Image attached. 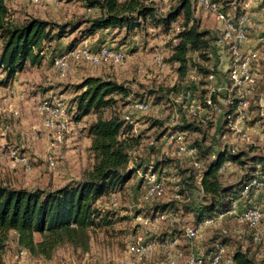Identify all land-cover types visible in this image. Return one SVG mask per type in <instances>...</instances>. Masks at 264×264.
<instances>
[{
  "label": "rangeland",
  "instance_id": "1",
  "mask_svg": "<svg viewBox=\"0 0 264 264\" xmlns=\"http://www.w3.org/2000/svg\"><path fill=\"white\" fill-rule=\"evenodd\" d=\"M140 1L145 6H154L158 18L173 10L177 4V0ZM6 6L8 20L13 24H22L29 18H38L53 23L76 22L79 27L60 40L51 42L50 45L45 41L43 51L40 54L43 58L39 65H30L29 62H26L23 70L15 75L16 81L14 83L25 84L23 89H20L19 96L15 92L17 90L14 83L6 86L0 85V184L28 190H54L65 184L85 178L93 163L92 154L89 150L90 138L87 134V127L94 122L95 115L91 113L80 120L75 118L76 107L72 103L74 94L71 89L79 84L86 77V74L105 70L112 74L111 77L116 82L123 83L131 89L130 95L118 103L117 110L121 119L124 115L130 114L132 118L139 120V135L129 133V135L139 139L138 144L131 149L130 156L135 162V167H137V163L141 168H144L145 165L155 164L158 168L165 166L167 169V166L171 165L176 170L174 172L178 173L181 179L185 181L181 185H185V188L191 191L189 199L186 200L184 197L176 199L171 182L166 180L168 173L161 171L160 175L166 186L164 196L152 202H144L142 199L144 194L143 183L138 178L137 173H134L122 191L107 194L97 202L101 209L110 213L112 224L106 228L90 231L89 247L86 252H81L79 249L74 250L70 246H63L58 248L50 259L26 256L19 260L21 264H123L124 258H130L125 248L129 240V234H131L130 238L132 236H142L143 240L155 237V235L156 237L165 238L173 234L179 238L180 247L189 249L192 246L193 251L197 253L209 251L215 242L226 240L223 245L229 253L234 252L236 249H249L250 254H253L257 260L264 259V187L257 191L256 195L252 194L247 198H239L238 200L239 206L243 208L248 204H256L261 208L260 231L262 241L260 244H252L245 227L232 220L224 222V226L229 231L227 236L221 235L219 230L213 227L204 228L200 232V236L194 240H188L184 235V226H196L200 222H197L195 215L199 213L202 203L206 200L195 192L196 180L193 178L191 166L189 167L185 162L180 163L175 158H166V161H162V159L160 161L161 156L164 157V154L159 142L162 135L167 133L169 129L174 128V126L167 125L165 115L173 109L179 108L177 102H175L177 92L167 90L173 86L179 89L180 84L185 81V78L179 79L176 66L168 61L172 48L177 42V40H173L177 35L175 27L183 23L182 14L172 20L167 28H164L162 23L154 24L149 18L142 19L140 17V27L135 28L128 34H125L124 28L120 30L110 29V33H105V35L109 36L107 38L109 43H114L125 50L127 54L125 64L121 67L111 65L94 67L87 63L74 64L71 66L69 73L64 78H60L52 69L54 56L66 51L73 44L76 46L85 42L92 50H96L105 43V40H102L105 35H93L81 39L79 33V30L85 26L82 20L98 16L100 13L99 8L89 7L87 0H43L39 4H34L29 0H7ZM227 6L229 8L236 7L237 4ZM263 6V4H258L252 10L261 12ZM235 10L233 9V11ZM193 15L199 30H209L213 38L217 35L216 24L211 16L204 14L201 10H193ZM262 18L260 17L259 32L264 30V19ZM101 31L103 32V30ZM98 32L96 34H100ZM210 49L213 51L214 57L209 58L205 66L209 69V66L214 64L216 82L221 83L224 77L223 71L226 67L225 53L218 54L216 49L212 47V43ZM156 51L163 54L166 66L161 67L153 61V55ZM194 57L193 54L192 58L194 59ZM198 62L201 65L204 64L202 60ZM263 63L264 59L259 63V68L262 69L263 74L253 96L256 103H252L248 109L246 125L256 128V131L250 134V141L236 140L226 130V132L224 131L226 136L224 138L220 137L221 128L214 121L202 127L205 131L202 148H200L205 153L203 155L201 152L203 160L206 159V155L215 154L224 148H234L235 153L243 152L244 154L242 159L246 164L243 168L241 165L233 163L223 174H220L223 185L237 183L243 174L251 171L253 166L251 158L259 155L264 156V116L260 115L261 107L264 108ZM191 64L193 63L191 62ZM4 74L5 72L0 70V79L4 77ZM204 85L205 81L202 78L199 85L195 86L194 89L202 95V90H205ZM69 86L70 88L67 89L66 87ZM1 91L5 92V96L2 95ZM14 94H16L15 99L14 96L12 97ZM48 94L60 97L70 106L68 110L69 127L68 131L64 133L65 140L52 152L48 149V134L41 127L35 112L37 102ZM9 96L8 101L4 100L5 97ZM11 97L12 100H15L12 111L17 110V116L10 114L8 110V106L12 101ZM214 97L215 103L224 109L225 93L214 95ZM133 99L149 100L156 103L157 107L142 113L130 107ZM71 106L75 108H71ZM108 114L109 112H106V115ZM33 133H36L38 138H33ZM21 134L24 135V139H21ZM201 137L203 138L201 132H190L187 135L191 142L200 140ZM149 138L158 140V146L152 149L149 148L146 144ZM9 149L16 150L19 156H24L30 163L31 169L26 171L12 158L3 157L2 152ZM49 152L56 162L54 169L49 168L47 164L46 158ZM170 209L178 214L173 228H167L164 224L144 226L135 220L138 214L153 216L157 211ZM156 229L158 234L154 233ZM17 251L18 249L12 240H9L6 252L11 262ZM16 262L13 263L17 264Z\"/></svg>",
  "mask_w": 264,
  "mask_h": 264
},
{
  "label": "trees",
  "instance_id": "2",
  "mask_svg": "<svg viewBox=\"0 0 264 264\" xmlns=\"http://www.w3.org/2000/svg\"><path fill=\"white\" fill-rule=\"evenodd\" d=\"M87 1L89 7H98L100 13L93 18L82 20L85 26L79 30L81 39L91 37L105 29L124 28L125 34H128L140 27V17L149 18L154 24L162 23L164 28H167L178 15L182 14L184 25L193 15L189 0H177L176 7L160 18L156 15L154 6H145L140 0ZM6 2L7 0H0V70L5 72L4 77L0 79L1 86L10 84L15 75L23 70L26 62L30 65L41 63L43 56L40 54L45 41L50 45L51 42L60 40L79 27L76 22L53 23L38 18H29L22 24H13L8 20ZM176 33L173 40L177 42L172 48L168 61L177 64L179 79L186 80L187 69L190 66L197 67L205 77L209 72L205 63L209 60L208 52L214 39L211 32L199 30L194 21L190 27ZM196 57L204 64H199ZM180 85L179 89L173 86L167 91L175 90L178 94L186 88L185 81ZM72 90L74 94L72 103L76 107L75 118L80 120L91 113L95 115L94 122L87 127L90 138L89 150L93 158L91 169L82 180L73 181L54 190H28L0 184V264H6L4 255L9 240H12L18 250L24 249L27 256L34 258L50 259L56 250L63 246L86 252L89 247L90 231L106 228L112 224L110 213L101 209L97 202L107 194L122 191L140 166L138 163L137 167L128 165L131 149L138 144L139 139L129 135L131 126L124 125L117 110L118 103L130 95L131 89L112 78L86 76L79 84L73 86ZM206 94L205 88L202 90V100ZM212 98L215 100L214 95ZM106 112L109 114L106 115ZM210 122L208 121L205 126ZM205 126L191 119H184L182 123L172 128L188 134L203 133V138L191 142L196 146L197 158L203 165L202 199L206 200L202 203L199 213L195 215L197 222L230 208L234 201L241 198L245 184L252 178H264V156L259 155L251 158L253 162L251 171L243 174L237 183L223 185L220 174L226 170L218 173L220 166L229 159L243 168L246 164L242 159L244 154L243 152L231 154L227 150H219L214 157L206 155V159L203 160L201 156L205 153L200 148L205 134L202 127ZM181 162L191 166L188 160L183 159ZM183 181L180 176V184H183ZM181 187L184 189L185 185ZM183 189L180 192L187 200V194H184ZM252 194L253 190L249 192V195ZM241 226L245 227L252 244L261 243L262 240L255 244L247 227ZM219 233L227 236L229 231L226 234L220 231ZM224 241L226 240L215 242L209 251L202 254L224 247L234 264H264V259L257 260L253 254H250L249 249H236L229 253L223 245Z\"/></svg>",
  "mask_w": 264,
  "mask_h": 264
},
{
  "label": "built area",
  "instance_id": "3",
  "mask_svg": "<svg viewBox=\"0 0 264 264\" xmlns=\"http://www.w3.org/2000/svg\"><path fill=\"white\" fill-rule=\"evenodd\" d=\"M29 1L39 4L43 0ZM189 1L192 10H201L204 14L211 16L217 23L218 33L214 37L212 47L216 49L218 54L225 53L226 67L223 75L226 81L216 82L214 64L209 66V72L205 77H203L202 72L197 67H188L185 80L186 88L175 96V102H177L179 108L173 109L169 114L165 115L167 125L175 126L182 123L184 119H191L204 126L208 121H214L221 128L220 137L224 138L227 131L236 140L249 142L250 134L255 132L256 128L247 126L246 121L248 120L250 105L256 103L253 96L263 74L262 69L259 68V63L264 59V30L258 35L256 44L252 47H247L248 36L255 23L249 12L241 10L232 13L225 8L224 4L216 0ZM193 22L194 15H192L186 25L183 23L176 25V32L190 27ZM208 57L211 59L214 57L211 49L208 52ZM198 59L196 57L197 61H199ZM126 60L127 54L125 50L116 44L103 43L96 50H92L83 42L54 56L52 69L60 78H64L74 64L87 63L94 67L104 65L121 67ZM153 61L161 67L166 66L164 56L160 51L154 53ZM172 64L177 66L175 62ZM216 68L218 69V66ZM202 78L206 82L204 87L207 89V94L203 100L202 96L194 89L195 86L199 85ZM221 93H225L223 100L224 109L220 108L212 98L213 95ZM130 107L145 113L157 107V104L145 99H133ZM69 108L70 106L63 99L53 94L40 99L35 106V112L41 127L48 134V149L50 152L61 145L64 133L68 131ZM71 108L75 107L71 106ZM12 114L17 116L18 111L13 110ZM260 115L264 116V108L262 107ZM123 121L125 125L131 126V133L139 135V120L132 118L130 114H126L123 116ZM187 135V132L178 129H169L167 133L162 135L159 138V142L164 157L161 156L160 161L161 159L166 161V158L178 159L180 163L183 159L190 161L193 168V178L196 180L195 192L203 196L204 192L201 187L203 165L201 160L197 158L196 146L191 143ZM32 136L33 138H38L36 133H33ZM21 139H24L23 134H21ZM146 144L152 149L158 146V140L149 138ZM222 150L236 154L234 148H224ZM50 152L46 160L49 168L54 169L56 162ZM214 155L212 154L211 157H214ZM2 156L12 158L26 171L31 169L27 159L24 156H19L16 150H4ZM232 164L231 160H225L220 166L218 173H223ZM128 165L129 167H135L134 160L130 159ZM161 171L168 173L166 180H169L172 184L174 197L176 199L183 197L180 192L183 189L180 184V175L174 172L176 171L175 168H172L171 165L167 166V169L165 166L158 168L155 164H149L145 165L144 168L137 167L135 172L144 186V194L142 196L144 202H152L164 196L166 186L160 175ZM263 186V177L252 178L245 184L241 192V198H247L252 190L253 194L256 195V192ZM183 191L184 194H187V199H189L191 191L188 188H184ZM238 205L239 202L234 201L230 208L205 217L196 226H184L185 237L188 240H194L200 236V232L204 228L208 227H215L221 233L226 234L228 228L224 226V222L227 219H233L238 225L247 227L255 244L260 242L262 240L260 231L262 212L260 207L256 204H248L239 210ZM177 216V212L170 209L157 211L153 216L138 214L135 220L144 226L164 224L167 228H173ZM154 233L158 234L157 229ZM130 236L131 234H129V240L125 246L126 253L130 255V258H124L123 264H234L232 257L226 253L224 247H220L208 254H202L194 252L192 246L189 249L180 247L179 238L173 234L165 238L156 237L155 235V237L147 240H143L142 236H134L135 238L133 236L130 238ZM26 256V251L20 249L15 254L14 259L19 261Z\"/></svg>",
  "mask_w": 264,
  "mask_h": 264
},
{
  "label": "crops",
  "instance_id": "4",
  "mask_svg": "<svg viewBox=\"0 0 264 264\" xmlns=\"http://www.w3.org/2000/svg\"><path fill=\"white\" fill-rule=\"evenodd\" d=\"M216 1H218L220 3L221 2L222 3L224 2L225 3L224 4L225 8L228 9L229 11H231L232 13H235V12H238V11H241V10H245V11L249 12L252 15L255 23H254V26L250 30V33H249V36H248V40H247L246 45H247V47L254 46L256 44V40H257L258 35L261 33V32H259L260 29H258V27L260 26L259 25L260 17H263L262 19H264V13H263L264 12V8H262L260 10L261 12H259V11H253L252 8L255 7L258 4L259 5L260 4H263L264 5V0H260V1L259 0H226V1H224V0L223 1L222 0L221 1L216 0ZM233 4H237V6L236 7H230V8L227 6V5H233ZM233 9H236L237 11L236 10L233 11ZM256 22H258V23H256ZM215 24H216V30H217V23L215 22ZM108 32L110 33V29H105V30H103V32L102 31H99L98 33H100V34H95V36H98V35H103L104 36L105 33H108ZM105 36L102 38V40L104 39L105 40V43H109V40L107 39L109 36L108 35H105ZM112 44H114V43H112ZM263 70H264V67H263ZM111 75H112L111 73L106 72L105 70H99V71H96L95 73L86 74L85 76H100V77H104V78H112ZM108 76H110V77H108ZM216 79H217V77H216ZM224 79H225V77H223V80L221 82H224ZM15 81H16V79L14 78L13 82H11V83H14ZM14 84L16 85L15 86V89L17 90L15 92H17L18 93L17 96H19L20 89H23V87H24L25 84H16V83H14ZM1 92H2V95L5 96V94H4L5 92L4 91H1ZM15 95L16 94L12 95V97L14 96V99L16 98ZM12 97H11V100H12ZM9 98H10V96L9 97H5L4 100H7L8 101ZM14 99L10 102V104L8 106V110H9L10 114H12V109L14 108L13 106L15 105V103H14L15 100ZM64 140H65V138H63V142H64ZM238 208H239V210H241L243 207H241V206L238 205ZM228 220L234 221L233 219H228ZM4 260H5V263L6 264H10V263H13L14 261H16L13 258V261L11 262V259L9 258L7 252L4 255ZM16 263L17 264H21L20 261H17Z\"/></svg>",
  "mask_w": 264,
  "mask_h": 264
}]
</instances>
